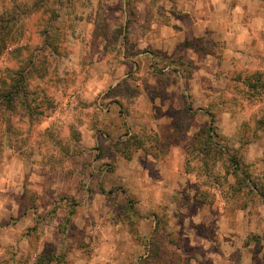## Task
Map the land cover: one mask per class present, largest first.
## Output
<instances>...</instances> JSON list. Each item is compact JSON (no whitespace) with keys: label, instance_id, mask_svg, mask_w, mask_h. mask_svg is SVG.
Here are the masks:
<instances>
[{"label":"rangeland","instance_id":"rangeland-1","mask_svg":"<svg viewBox=\"0 0 264 264\" xmlns=\"http://www.w3.org/2000/svg\"><path fill=\"white\" fill-rule=\"evenodd\" d=\"M174 16L0 0V264H264V31L231 54Z\"/></svg>","mask_w":264,"mask_h":264},{"label":"crops","instance_id":"crops-1","mask_svg":"<svg viewBox=\"0 0 264 264\" xmlns=\"http://www.w3.org/2000/svg\"><path fill=\"white\" fill-rule=\"evenodd\" d=\"M243 2L240 3L239 0H167L169 13L175 14L174 18H171L173 41L179 44L200 42L201 39L211 40L223 43L228 53L238 54L236 50H244L251 46L253 41L258 39L260 31H264V20L259 23L256 18L258 13H264V5L258 8L254 6L253 0ZM243 36H245V42ZM186 51L194 59L200 58L197 50L187 49ZM220 63L232 64L229 59H223ZM6 167L11 170L8 164ZM11 200L13 208L21 207L20 201L15 200L13 195ZM13 214L6 215L8 221ZM17 218L19 222L23 224L25 222V226L31 225L33 221L32 214L29 213H17ZM20 229L21 226H16L6 229L5 232L8 235L17 230L19 234Z\"/></svg>","mask_w":264,"mask_h":264},{"label":"trees","instance_id":"trees-1","mask_svg":"<svg viewBox=\"0 0 264 264\" xmlns=\"http://www.w3.org/2000/svg\"><path fill=\"white\" fill-rule=\"evenodd\" d=\"M213 129V127L210 125V127L207 129V131H206V133H210L211 131L210 130H212ZM128 142H122V143H120V146H119V151H124L123 150V147H124V145H126ZM205 143H207V145H209V143H211V139L209 140H206V142ZM214 145H216L217 146V144H214ZM263 202H264V200H263Z\"/></svg>","mask_w":264,"mask_h":264}]
</instances>
